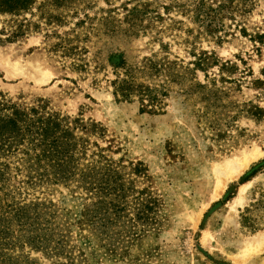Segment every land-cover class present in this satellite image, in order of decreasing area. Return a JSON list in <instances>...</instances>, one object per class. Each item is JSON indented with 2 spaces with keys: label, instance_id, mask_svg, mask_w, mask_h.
Listing matches in <instances>:
<instances>
[{
  "label": "rangeland",
  "instance_id": "obj_1",
  "mask_svg": "<svg viewBox=\"0 0 264 264\" xmlns=\"http://www.w3.org/2000/svg\"><path fill=\"white\" fill-rule=\"evenodd\" d=\"M261 233L264 0H0V264H264Z\"/></svg>",
  "mask_w": 264,
  "mask_h": 264
},
{
  "label": "bare ground",
  "instance_id": "obj_2",
  "mask_svg": "<svg viewBox=\"0 0 264 264\" xmlns=\"http://www.w3.org/2000/svg\"><path fill=\"white\" fill-rule=\"evenodd\" d=\"M254 160L253 157L249 158V157H244L243 161H241V167L237 168L234 165H230L227 164L226 166L219 167L217 166L216 168V185H215V193H214V197H218L226 188V180H231L235 177V175H239L240 170L247 168L248 166H250L251 162ZM223 164V163H222ZM230 165V166H229ZM227 168V169H226ZM226 170H229V173L225 175V181L221 180V177L224 175V172ZM215 172V171H214ZM239 172V173H238ZM236 173V174H235ZM249 184H245L242 186V192L245 193L246 188L248 187ZM240 199V197H236L235 201L238 202ZM264 245V233L259 234L258 236H255L254 239L250 242H248L247 244H245V246L243 245V247H239L240 248V252L237 253L236 255H234L236 257V259H238L237 256L239 255H243L241 259H238V261L242 260L244 261L246 258H244L245 256L249 255V253L253 252V254H255L254 252L256 250H258L261 246ZM249 257V256H248ZM242 264V263H241Z\"/></svg>",
  "mask_w": 264,
  "mask_h": 264
}]
</instances>
